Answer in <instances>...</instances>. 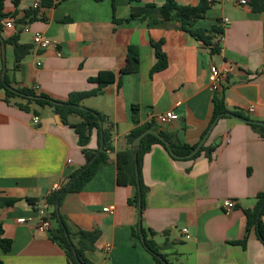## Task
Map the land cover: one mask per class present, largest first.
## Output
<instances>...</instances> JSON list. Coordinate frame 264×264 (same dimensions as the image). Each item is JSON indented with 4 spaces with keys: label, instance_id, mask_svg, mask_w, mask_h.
Returning a JSON list of instances; mask_svg holds the SVG:
<instances>
[{
    "label": "crops",
    "instance_id": "obj_1",
    "mask_svg": "<svg viewBox=\"0 0 264 264\" xmlns=\"http://www.w3.org/2000/svg\"><path fill=\"white\" fill-rule=\"evenodd\" d=\"M15 1L5 3L3 39L18 35L21 43L34 46V34L40 32L55 44L46 50L34 46L16 73L13 46L6 44L7 71L19 87L66 100L72 93L97 89L89 79L100 72L116 75L113 84L83 103L114 124L113 150L90 183L67 195L61 208L70 231H99L93 249L85 253L88 260L156 264L142 239L134 236L139 213L129 204L133 188L118 184L117 157L136 128L132 108L137 106L141 125L164 128L175 142L191 146L208 135L203 146H217L212 159L205 153L192 160L174 159L161 145L146 154L142 176L149 190L142 227L148 238L171 264H264V244L256 232L245 247L232 244L245 238L244 211L253 209L257 195L264 192V129L257 131L230 116L213 122L215 93L210 85V68L217 65L225 74L220 93L229 113H241L264 127V10L252 2L239 6L216 0L195 26L211 32V42L220 48L214 54L209 45L180 30L177 22L149 29L139 19L126 21L132 8L161 6L165 0ZM176 1L184 6L200 2ZM7 20H14V28L4 26ZM214 27L224 34L213 33ZM153 42H163L168 62L165 70L155 73ZM130 46L138 48L140 69L123 74ZM168 112L179 119L167 125L154 120ZM35 116L40 118L37 125ZM87 147L98 149L97 132ZM85 164L78 135L59 114L50 107L24 111L7 103L0 90V198L17 200L0 207L4 236L12 241L8 253L0 249L4 264H70L62 245L49 232L38 230L36 205ZM227 199L237 203L235 209H224ZM106 207H114V214L104 212ZM22 218L32 221L20 223Z\"/></svg>",
    "mask_w": 264,
    "mask_h": 264
},
{
    "label": "trees",
    "instance_id": "obj_2",
    "mask_svg": "<svg viewBox=\"0 0 264 264\" xmlns=\"http://www.w3.org/2000/svg\"><path fill=\"white\" fill-rule=\"evenodd\" d=\"M101 2L103 0H94ZM139 1V0H131ZM6 0H0V90L3 91L5 101L9 104L14 103L20 109L30 112L33 106L40 108L50 107L54 112L59 114L66 125H70L78 135L79 145L86 158L85 166L73 172L68 176L66 181L62 184L59 191L50 193L46 197L47 212L52 221V229L49 231L53 241L58 242L64 248L70 264H92L86 257V251L92 250L95 242L98 240L100 233L99 231H77L72 232L69 230L66 220L61 213V208L64 199L70 193L81 192L88 183L95 177L98 170L102 165H106L109 158L108 151L113 150L112 138L114 131V124L109 122V119L97 110L87 108L84 106V101L91 97H95L103 92V90L113 84L116 81V75L112 72L104 71L100 72L96 77L89 79L90 82L96 83L98 88L93 91L75 92L70 94L66 100H56L50 97L46 93H38L33 89L26 87H19L15 80L10 76L11 70L7 71L5 82L3 81V59H2V42L1 37L4 32L3 20L8 17L5 13ZM18 4V0L15 1ZM254 7L257 10H264V2L262 0H252ZM210 4L207 0H200L197 6H184L180 5L176 0H165L164 4L159 6L156 3H148L142 8H132L131 16L128 20L139 19L146 22L149 29L158 27H167L170 22L179 23L178 28L184 32H187L192 37L196 38L209 45L214 54L219 53L220 48L217 44L211 42L210 33L204 29H196V23L206 17L207 11L210 8ZM117 23H122V20H115ZM213 33L223 35L224 31L221 28L214 27ZM3 38V37H2ZM5 44L13 46L14 52V68L13 73H16L21 68L22 63L30 56L34 46L32 44H25L20 42L18 35L12 36L8 39H4ZM156 49L157 63L153 67L152 73L165 70L168 66L167 57L162 50L163 42H153ZM140 69V54L137 47L130 46L128 48L126 65L121 70L123 74H133L138 72ZM7 83L11 88L6 87ZM15 91H14V90ZM34 96V98L29 97ZM213 122L218 118H227L229 113L225 97L223 93H215L213 98ZM37 114V112H35ZM139 108L133 106L132 118L136 124V128L132 130L127 138L128 147L118 153L117 165H118V184L121 186H130L133 188V194L129 199V204L132 205L139 213L140 207L142 215L146 209V196L148 193V186L145 184L142 176V165L144 157L149 153L154 145H161L168 150L164 142H162L156 136L148 134L142 139L141 147L138 151V155L135 156L132 144L134 140L145 131L152 129L160 131V134L165 138L166 141L170 142L174 153L181 158L174 159H187L189 155L197 145H187L180 142H175L164 128H159L153 124L141 125L138 118ZM237 115L243 117L241 113ZM72 118H78V122H72ZM251 126L260 131L264 129L263 126L257 124H251ZM94 132L98 135V149L92 150L87 146L91 140ZM264 136V134H263ZM102 147V151L100 149ZM217 146H203L200 151L192 158L196 159L205 153L207 158L212 159L213 154ZM169 151V150H168ZM136 163L138 165L139 182L136 174ZM257 203L253 209H246L244 212L247 218L246 235L242 241L232 242L234 245L246 246V243L253 232L258 234L257 220L261 208L264 205V192L260 193L256 197ZM17 200L11 198H0V207L11 206L16 203ZM32 202L31 200H29ZM34 203V202H33ZM62 218V225L58 209ZM264 208L261 213V219L259 224V234L262 237L264 244ZM68 231L69 237L65 233V228ZM142 233L145 237V246L147 250L153 255L156 264H165L164 260L171 264L166 255L161 250L162 248L153 240L149 239L144 227H142ZM152 237L156 235L154 231L150 232ZM258 234V237H259ZM134 236L138 240L141 239V232L139 226L134 231ZM76 239L79 241L76 242ZM12 241L5 238L2 224L0 223V249L4 253H8L11 249ZM162 259H161V258ZM0 264H4L3 260L0 259Z\"/></svg>",
    "mask_w": 264,
    "mask_h": 264
},
{
    "label": "built area",
    "instance_id": "obj_3",
    "mask_svg": "<svg viewBox=\"0 0 264 264\" xmlns=\"http://www.w3.org/2000/svg\"><path fill=\"white\" fill-rule=\"evenodd\" d=\"M210 5H213L216 0H207ZM223 2H231L235 5L239 6H249L252 2V0H221ZM36 7L39 6V3L35 4ZM228 21V20H226ZM14 20H7L5 22L6 28H14ZM33 44L36 48L40 50H46L50 48L51 46H54V42L45 36L43 33L37 32L34 34L33 37ZM225 74L224 72L217 66L212 65L210 68V85L212 89L214 90V93H220L223 87ZM255 111V107L251 106L249 108V112L253 113ZM179 119V116L175 112H168L165 114H160L157 117L154 118L155 121L162 125H167L173 122H176ZM40 118L38 116H35L33 119L34 124H39ZM110 153V151H108ZM62 184L56 185L52 188L50 193L57 192L61 189ZM237 206V203L234 200L227 199L223 202V207L226 211H230L235 209ZM104 212L114 214L115 208L114 207H106L104 208ZM36 214H37V228L38 230L42 232H49L52 229V221L48 215L47 212V203L46 200L42 201L41 203H38L36 205ZM32 221V218H22L19 219L20 223H26ZM186 234V238H190L188 229H184L183 231Z\"/></svg>",
    "mask_w": 264,
    "mask_h": 264
},
{
    "label": "water",
    "instance_id": "obj_4",
    "mask_svg": "<svg viewBox=\"0 0 264 264\" xmlns=\"http://www.w3.org/2000/svg\"><path fill=\"white\" fill-rule=\"evenodd\" d=\"M1 42H2L3 63H4L3 74H2V76H3V81L5 82L6 74H7V66H6V44H5L4 39H3L2 37H1ZM5 85H6V87L11 88L7 83H5ZM13 90H14V89H13ZM14 91H15V90H14ZM29 97L34 98V96H29ZM226 115H227V116H230V117H232V118H235V119H237V120H239V121H242V122H247V123H250V124H259V125H263V123L256 122V121H252V120H249V119L243 118V117L238 116V115L233 114V113H228V114H226ZM218 119H219V118H218ZM217 121H218V120H216L215 123H216ZM215 123L213 124V126L215 125ZM160 131H161V130L156 131V130L149 129V130L145 131L144 133H142L140 136H138V137L134 140V142H133V144H132L133 150L135 151V156L138 155V151H139V149H140V147H141L142 139H143L145 136H147L148 134H151V135L156 136L157 138H159L162 142H164V144H165L166 147L168 148L170 154H171L174 158H181V157L177 156V155L174 153V151H173V149H172V147H171L170 142H168V141L165 140V138L160 134ZM262 132H264V130H263ZM207 137H208V135H207L206 138H204V140H203V141H202V142H201V143H200V144H199V145H198V146H197V147H196V148H195V149H194L189 155H187L185 158L190 159V158L194 157V156L200 151V149L202 148V146L204 145V143H205ZM101 151H102V147H101V149H100V152H101ZM136 169H137V171H136V174H137V180H138V182H139V174H138V165H137V163H136ZM263 208H264V205H263V207H262L261 210H260V213H259V216H258V220H257L258 234H259L260 218H261V213H262ZM57 209H58V208H57ZM58 215H59V219H60L62 225L64 226V223L62 222V218H61V215H60V211H59V209H58ZM64 228H65V227H64ZM139 231L141 232V239H142V241H143L144 244H145V237H144V235H143V233H142V212H141V207H140V210H139ZM65 233H66V235L69 237V234H68V231H67L66 228H65ZM259 238H260V240H262V237L260 236V234H259ZM262 241H263V240H262ZM160 258H161V257H160ZM161 259H162V258H161ZM164 263H165V264H168L165 260H164Z\"/></svg>",
    "mask_w": 264,
    "mask_h": 264
}]
</instances>
